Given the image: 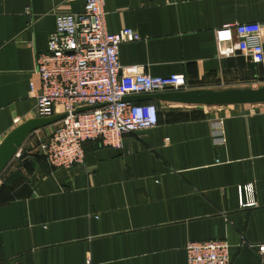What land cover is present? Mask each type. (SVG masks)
Returning <instances> with one entry per match:
<instances>
[{
  "label": "crops",
  "instance_id": "crops-1",
  "mask_svg": "<svg viewBox=\"0 0 264 264\" xmlns=\"http://www.w3.org/2000/svg\"><path fill=\"white\" fill-rule=\"evenodd\" d=\"M84 6L0 0V143L37 117L30 82L39 87L36 56L56 15ZM104 10L109 32L141 36L121 44L122 66L183 73L185 90L264 86V63L219 55L215 37L264 20V0H105ZM137 102L158 104V125L124 134L120 148L85 141L83 164L51 167L25 140L0 177V264H188L187 243L208 239L230 243L232 264H264L249 244L264 241V103ZM240 185L255 205H240Z\"/></svg>",
  "mask_w": 264,
  "mask_h": 264
},
{
  "label": "built area",
  "instance_id": "built-area-1",
  "mask_svg": "<svg viewBox=\"0 0 264 264\" xmlns=\"http://www.w3.org/2000/svg\"><path fill=\"white\" fill-rule=\"evenodd\" d=\"M104 3L105 0H85L82 12L56 15L48 49L36 56L35 73L40 84L38 87L31 81L30 87L37 98V117L66 114L51 131L41 134L42 128L33 132L39 152L51 167L83 164L85 141L99 139L120 148L124 134L158 125L156 102H135L125 97L187 87L183 73L153 76L146 72L145 65H121V44L141 36L130 27L109 32ZM215 37L219 55L239 53L254 64L264 63V20L225 24L216 29ZM81 107L93 108L77 111ZM219 130L222 134V128ZM20 154L18 150L14 157ZM238 190L242 207L256 204L246 198L253 191L252 185H240ZM249 244L264 260V241ZM230 248L225 239L189 241L188 264H232ZM87 264H92L90 256Z\"/></svg>",
  "mask_w": 264,
  "mask_h": 264
},
{
  "label": "water",
  "instance_id": "water-1",
  "mask_svg": "<svg viewBox=\"0 0 264 264\" xmlns=\"http://www.w3.org/2000/svg\"><path fill=\"white\" fill-rule=\"evenodd\" d=\"M142 99L167 100L187 104L230 105L264 103V86L259 88H226V89H192L165 91L153 94L127 96L125 100L140 101ZM81 107L77 111L91 109ZM66 114L50 117H33L11 130L0 143V176L25 140L36 130L53 125Z\"/></svg>",
  "mask_w": 264,
  "mask_h": 264
},
{
  "label": "rangeland",
  "instance_id": "rangeland-1",
  "mask_svg": "<svg viewBox=\"0 0 264 264\" xmlns=\"http://www.w3.org/2000/svg\"><path fill=\"white\" fill-rule=\"evenodd\" d=\"M44 130V131H43ZM45 132H46V130L45 129H42V131H41V134L43 133V134H45ZM35 134L36 133H32L28 138L30 139V140H37V138L35 137ZM1 177V176H0Z\"/></svg>",
  "mask_w": 264,
  "mask_h": 264
},
{
  "label": "trees",
  "instance_id": "trees-1",
  "mask_svg": "<svg viewBox=\"0 0 264 264\" xmlns=\"http://www.w3.org/2000/svg\"><path fill=\"white\" fill-rule=\"evenodd\" d=\"M42 156V155H41ZM43 157V156H42ZM44 158V157H43ZM45 159V158H44Z\"/></svg>",
  "mask_w": 264,
  "mask_h": 264
}]
</instances>
